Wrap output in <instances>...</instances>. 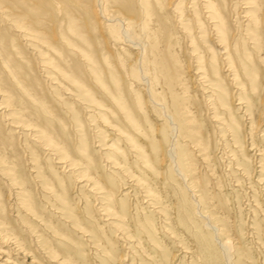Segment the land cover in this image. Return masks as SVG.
<instances>
[{"label":"bare ground","instance_id":"obj_1","mask_svg":"<svg viewBox=\"0 0 264 264\" xmlns=\"http://www.w3.org/2000/svg\"><path fill=\"white\" fill-rule=\"evenodd\" d=\"M261 52L264 0H0V61L6 70L0 73V117L9 129L6 134L0 125V264H20L11 254L29 257L30 264H45L42 257L46 264H81L85 240L103 264H116L114 241L94 213L99 204L80 211L67 178H76L78 188L95 194L101 202L97 214L111 227L127 239L135 237L132 220L127 222V202L116 198V179L103 176L101 166L106 163L114 174L126 172L154 205L160 204L155 211H165L152 184L163 175L161 167L171 163L166 166L171 181L175 173L186 184L193 178L191 143L181 144V134L187 133L202 151L212 143L208 138L201 143L204 130L197 115L202 101H197L198 92L192 93L190 79L208 98L209 120L221 126L224 136L229 133L237 149L250 146L259 160L257 174L262 173L264 143L249 138L264 110ZM3 83L9 86L6 94ZM162 83L171 94V106L156 90ZM152 113L162 119L159 127ZM42 149L49 156L48 169L40 160ZM208 151L204 156L210 159ZM49 168L54 173L66 168L67 173L55 178ZM256 177L264 202V176ZM36 189L43 190L50 213L44 212V202L36 201ZM196 200L221 250L222 264H236L239 245L205 210L202 195ZM152 217L146 214V226L138 228L158 245ZM75 233L86 239L77 241Z\"/></svg>","mask_w":264,"mask_h":264},{"label":"rangeland","instance_id":"obj_2","mask_svg":"<svg viewBox=\"0 0 264 264\" xmlns=\"http://www.w3.org/2000/svg\"><path fill=\"white\" fill-rule=\"evenodd\" d=\"M124 46L127 47V45L125 44ZM261 53H262L261 55L263 56V59H261L259 61L260 63L258 64L260 68V80L263 82V83L261 82V84H264V52H261ZM5 71L6 70L4 68L3 61H0V73L5 74ZM40 77L42 80L45 79L43 76H40ZM190 81H189V86H190V89L193 90L192 93L194 94V92L196 93L198 92V94H196L197 99H198L197 101L199 103H201L202 101L201 107L197 115V117H199L198 119L202 123V131L204 130L203 131L204 139L202 138L203 140H201V143H203V145L206 144L207 138L210 139V142L212 143L210 145V149H208L209 151L208 150L202 151L200 149L202 148L201 145H198L197 143L196 144L193 143V140L190 139L189 136H186L187 133L183 132L181 134L183 136L180 135L181 137L179 138L180 139L179 142L181 141L180 142L181 144L184 143V145H187L191 143L190 145H187V147L189 149V154H190V159H191L190 162L194 164V169H192L193 171H191L190 173L191 176L189 175V179L193 177L195 179V183H194L193 178H192L193 180L191 179V181L187 180V184L188 182H190L189 183L190 186L188 187L185 181L183 180V178H181L180 175H179L180 177H178L177 173H175V175L177 176L175 177L176 179L175 178H174L175 180L172 179L176 181L177 184L174 183V181H171L169 172H167V171H170L169 169H166L167 164L166 166L162 165L163 167H161V172L163 173V175H161V177L159 175V180L157 179L156 181L155 180L152 181V184L158 190L157 192L159 194L161 193L160 195L164 199L165 205L167 207L165 211H162L161 213H158L157 211H155L156 208L160 206V204L158 205L157 203V205L156 204L154 205V202H152L150 197L147 196L145 189H143V186L135 184L133 178L128 177L127 173L124 171L119 172L120 174L118 173L114 174L113 172H111L112 169H110V167L109 168L107 167L108 165L105 166L106 163L102 159V161L105 164H103V162L101 163L103 164L101 166L102 169H100L101 174L107 178L112 175V178L116 179L115 181V184L117 185L115 189L116 198L119 200L118 197H121L120 201L124 200L125 202H127L128 210L131 214H133L132 215L133 217L130 214V216L127 218L128 219L127 222L129 223V221L132 220V222L130 223V227H131V230L132 229L134 230V234L133 233L132 234L135 235V237L134 236L131 237L132 239L128 237L129 239L128 240L127 236L125 238V235H123L121 231L116 230L115 228L111 227V225H109L107 221L105 220L104 215L102 216L101 213H100L101 215L97 214L99 213L98 211H99L101 202L100 200L95 198V194L89 192L88 191L89 189L86 190V188H85V192H86L85 194V192L83 191L84 188L82 187L78 188L79 186L76 185L77 184V181L75 180L76 178L75 179L67 178V182L70 185H72L70 188V193L72 195V199H75L72 201L73 203H75L76 207L79 205L77 208L80 211L83 210L82 212H84L85 210L83 208L87 205H90L93 207V204L94 205L96 204V206L99 204L97 207L95 206L93 207L95 210L98 209V211L94 212L95 215H98L101 217V219L98 216L96 217V219L98 218L99 220L97 222H99L101 226H103L102 224H104L105 228L104 227L103 228L106 231H108L107 232L108 234L110 233L111 239H113L114 241L115 250H116L115 253L117 254V256H119V258L122 256L120 259L117 258L118 262L116 261V264L117 263L119 264H146V262L147 263L149 262L148 264L150 263L151 264H158V263L159 264L161 263L162 264H211V262L212 264H222L221 261L223 258H222L221 250L218 248L217 243L213 242L212 232L208 230L209 227L205 225L206 222H204L205 221L204 218L202 216L200 217L199 215L200 214L199 210L201 209L199 207L200 205L199 204L196 205L197 203L194 202V201L197 202L196 199H197V196L199 198V195H202L203 202H204L203 205L205 207V210L214 215V217L218 220V224L224 229L225 234L228 237L235 239V242L237 244L236 246L239 245L238 246L239 248L236 247L237 251H234V260L236 261V264H264V202H263V197H261V195L259 194L260 191H262L260 189L261 186L259 188L260 184L256 183L254 180L255 176L258 177L259 174H262L264 176V169L262 173L257 174V171L260 170L257 168L259 164L258 163L259 160L255 156L254 152L249 150L250 146L246 145L242 149L240 148L237 149L236 148L237 145H235L234 142L231 140L232 139L231 136L227 135L228 132L226 133V131H224L226 135L224 136L223 135L224 133L221 132L222 129H219L221 126L220 125L218 126V124H216L217 122L214 123V121L209 120L208 118L209 116H207L208 114H206V111H207V108H209L210 106L208 105V103L207 104L205 103L207 102L208 98L207 97L205 98L204 97L205 95L202 93V91H199L197 90L196 87H194L196 84H193V81L191 82ZM194 82L196 83L195 80ZM46 85L49 86L50 84L46 82ZM8 87H9L8 84L3 83L1 86V89H3L4 91L5 89H8ZM177 88H178L177 89L178 91L181 90V86H177ZM156 90L158 92H163V95L167 99V100L165 99L167 103L169 101L171 102V94L169 93L167 87L163 83L156 84ZM144 94L147 95L148 93L144 92ZM170 102L169 104L171 106ZM194 106L196 108V105H193V107ZM233 106L235 107V103H233ZM152 114H153L152 117L155 118V119L153 118L154 122L155 123L157 122L156 124L159 127V124L161 125L162 119L159 118L158 115H155L157 113H152ZM235 116L238 119H240V114L236 110H235ZM3 119H4L3 117H0V125L3 124L1 126V129L7 134L9 129L7 128L8 126L5 124L6 121H3ZM259 119L261 120L260 125L258 126L257 129L255 128L252 132H250L249 138L250 140H255V141L264 143V131H263L264 130V110L259 114ZM239 121L240 123L243 122L241 120ZM91 126L89 128L92 129L96 125L94 124V126L93 125ZM187 126H196V123L194 124L189 123V125ZM93 129L97 131L95 127ZM158 132H157V135L159 136L161 133L160 132L158 133ZM207 151H208L209 156L211 155V158L209 157L210 159L204 156V152L207 153ZM46 153L47 151H43V149L41 150L40 160H41L42 165H44L47 168V166H49V163L47 162V158L49 156H47ZM169 165L171 166V163L168 164L167 168L169 167ZM263 166H264V162H263ZM244 168L249 170L250 173L254 171V174L250 175L249 173L248 175V173H245L243 171ZM65 169L66 168H61L57 170V172L61 175L66 174L67 169L66 170ZM49 170L52 173V175H54L55 178L59 176L58 173H54L50 168ZM166 178L168 179L166 180ZM168 180L171 182L167 183ZM183 183L186 186V188L183 185ZM203 184L204 185L206 184L207 186L206 189H203L201 187V186H204ZM180 187H183L181 191H180ZM204 190H207L206 193L203 192ZM42 192L43 190L41 192L40 190H37V189L36 191L33 190L34 196L36 197L35 198L36 201L38 203L40 202L41 204L45 203L44 206L46 208L44 207V212L48 214L50 213L48 210L50 206L47 205V201H45L46 199H44V197L42 196L43 195ZM183 192L184 194H181ZM35 193L37 194L35 195ZM83 193L84 195H88L87 193H89L88 197L90 196V198H88L87 200L86 198L87 196L83 195L85 197L84 198L82 196ZM42 198L44 199V201L42 200ZM94 199H97V201ZM79 200L80 202H77ZM256 201H259L260 204H258V202ZM88 202H90L91 204H89ZM141 207L142 209H144V211L142 209L138 210ZM195 207L196 209L198 208L197 212L194 211ZM134 210L136 213L134 212ZM138 214H139V217H138ZM146 214L153 216L152 217L154 220L153 237L159 242L158 245L150 240L149 234L147 232L145 234V230H143V228L141 230H140L141 227L138 228V226H144V225L146 226V223H144V216ZM180 214L181 215L184 214L183 215L185 218L184 222L183 220L182 221L180 220V216H181ZM84 215L87 216L86 214ZM107 225H109V228L107 227ZM141 231L144 233L145 236L142 235ZM115 233L116 234L119 233L118 234L119 236L116 235L114 237ZM75 234H76L75 239H77V241L81 240L83 242L86 239L83 235L79 233H75ZM77 234L80 236L78 237ZM120 234L124 238L121 237ZM116 237H119V238H116ZM138 237H139V242H138ZM118 239L119 240L123 239V240L119 241ZM125 239L127 240V242ZM49 241L51 242V240ZM53 242L57 243V241L55 240ZM84 242H83V245L81 244L80 248H83V249L85 248L84 250L86 251H85L84 256H80V260L82 262H79V263L81 264H103L101 259L99 258V255H97L98 251L95 249L94 245L92 244V246L90 247L91 241L89 242L88 240H85ZM88 242L90 243L89 245H88ZM127 243L131 244V247L132 246L134 247L132 248L128 247L130 245H128ZM137 243H140V244H137ZM72 245H73V242H72ZM84 245H87V246L84 247ZM140 245H143L144 247ZM138 246L140 247L138 248ZM238 250L239 251L243 250V251L238 252ZM148 254H151V255H148ZM1 256L2 255H0V257ZM9 256H11L15 262L17 263L19 262L20 264H30L31 263V259L29 257H21V255L17 257L12 254ZM5 258L6 257H4V259ZM42 258L44 260V263L46 264L45 258L44 257ZM1 262H3V260L0 259V263Z\"/></svg>","mask_w":264,"mask_h":264}]
</instances>
